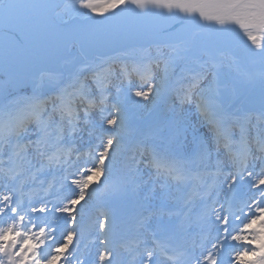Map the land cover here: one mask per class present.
Returning <instances> with one entry per match:
<instances>
[{"label":"snow or ice","instance_id":"obj_1","mask_svg":"<svg viewBox=\"0 0 264 264\" xmlns=\"http://www.w3.org/2000/svg\"><path fill=\"white\" fill-rule=\"evenodd\" d=\"M0 69V264H264V0H0Z\"/></svg>","mask_w":264,"mask_h":264},{"label":"rangeland","instance_id":"obj_2","mask_svg":"<svg viewBox=\"0 0 264 264\" xmlns=\"http://www.w3.org/2000/svg\"><path fill=\"white\" fill-rule=\"evenodd\" d=\"M250 43V41L248 42ZM8 80V76L5 74V72L0 69V87H2L5 83V81ZM149 108H151V105L148 106ZM79 178V177H77ZM242 198L246 199L247 196L242 194ZM104 204H105V200L100 198L97 199V201L94 203V205L92 206V211H91V217H92V227L85 230L83 237L81 238V247L82 250L84 247H87V249L89 251H94L96 246H97V242H96V236H97V232L94 226L95 223V217L103 212L105 210L104 208Z\"/></svg>","mask_w":264,"mask_h":264},{"label":"water","instance_id":"obj_3","mask_svg":"<svg viewBox=\"0 0 264 264\" xmlns=\"http://www.w3.org/2000/svg\"><path fill=\"white\" fill-rule=\"evenodd\" d=\"M178 21H172L171 23H177Z\"/></svg>","mask_w":264,"mask_h":264}]
</instances>
